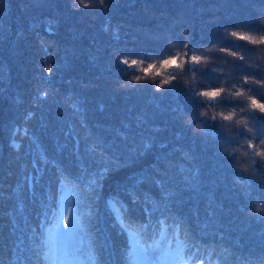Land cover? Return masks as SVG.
I'll list each match as a JSON object with an SVG mask.
<instances>
[{
  "label": "trees",
  "instance_id": "16d2710c",
  "mask_svg": "<svg viewBox=\"0 0 264 264\" xmlns=\"http://www.w3.org/2000/svg\"><path fill=\"white\" fill-rule=\"evenodd\" d=\"M231 31L264 0H0V264H264V163L229 154L264 140V46Z\"/></svg>",
  "mask_w": 264,
  "mask_h": 264
},
{
  "label": "snow or ice",
  "instance_id": "6c2138e0",
  "mask_svg": "<svg viewBox=\"0 0 264 264\" xmlns=\"http://www.w3.org/2000/svg\"><path fill=\"white\" fill-rule=\"evenodd\" d=\"M99 4L104 5L105 0H99ZM72 6L76 7L75 3H73ZM243 27L252 28L253 26L246 24ZM256 27L258 29L259 25H257ZM49 30H51V27L49 28ZM228 35L236 38L239 41L246 42L245 46H247V45L264 46V34L256 35V34H253L251 31H231L230 33H228ZM220 51L229 53L232 57H238L240 60L244 59V57L240 56L238 52L232 51L229 48H221ZM183 57L184 58L182 59L181 54H179V53L175 56H170V57L163 60L162 67L163 68H172V67L181 68L184 66V63L186 62L187 54H183ZM190 59L193 63L199 64L202 61L206 60V57L199 56V55H191ZM178 60L180 61V63L177 62ZM138 63H141V62L138 60H135V59H133L131 61H129L128 59L123 60V64L129 65V66H135ZM154 68H155V65H149V67L145 70L151 72L152 69H154ZM48 71L50 73L52 72L51 66H49ZM136 79L139 80L140 77H136ZM244 80H245V82L251 81V82H254L256 84L257 83L264 84V80H261V79L258 80L255 75L245 76ZM163 83L166 84V83H168V81L165 80ZM224 91H225L224 88H215V89H212L210 91H202V92H199V93L194 94V95L207 97L211 100H216L218 97H221V94L224 93ZM44 95H47V94L44 93ZM243 95H244V93L242 91L238 92L236 94V96H238V97L243 96ZM249 99L251 100V107L252 108L258 109L260 113H264V102L257 100L255 97H249ZM223 118L225 120H231L232 117L230 115H228V116H224ZM189 119L191 120V118H189ZM111 171H112L111 168H105L103 174H109V173H111ZM93 192H95V189L93 190ZM74 200H75V193H70V195L67 197L65 206L62 210L63 219L61 220V223L66 228L70 226V224L72 223V219H73L74 215L76 214V212L73 210V208L70 207V205L74 202ZM121 211H122L123 219L125 221H127L129 218H131V215H132L131 209H129L126 205L121 209ZM65 213H67V216H65ZM70 218H72V219H70ZM200 264H203L202 260H201Z\"/></svg>",
  "mask_w": 264,
  "mask_h": 264
},
{
  "label": "clouds",
  "instance_id": "9594fccd",
  "mask_svg": "<svg viewBox=\"0 0 264 264\" xmlns=\"http://www.w3.org/2000/svg\"><path fill=\"white\" fill-rule=\"evenodd\" d=\"M261 80H264V79H261ZM257 84L264 85L261 83H257ZM237 93L238 92H236L235 95ZM262 114H264V113H262ZM202 115L207 116L208 112L202 111ZM218 115L222 116V117L230 115L232 117L231 120H233V118L237 115V113L235 112V110H233V111L229 112L227 115L224 112H219ZM188 123L191 124L192 121L189 119ZM236 125L238 127L239 126H245L246 127L247 121L244 117H240L238 120H236ZM248 131H251V129L249 128ZM244 139L246 140L247 148H240L238 150L236 148H232L229 150V154L231 155V154L239 151L241 156H243L245 158H249V159L247 160V162H241L239 160V158H237V166L239 168H241L242 170L247 171V172L258 171V169H255L256 163H258V162L264 163V140L248 139V138H244ZM249 149L254 150L255 157L258 159L250 158ZM262 210H264V207H262L260 204H257L255 211L260 212Z\"/></svg>",
  "mask_w": 264,
  "mask_h": 264
},
{
  "label": "rangeland",
  "instance_id": "374dc122",
  "mask_svg": "<svg viewBox=\"0 0 264 264\" xmlns=\"http://www.w3.org/2000/svg\"><path fill=\"white\" fill-rule=\"evenodd\" d=\"M50 234H52V231H50Z\"/></svg>",
  "mask_w": 264,
  "mask_h": 264
}]
</instances>
